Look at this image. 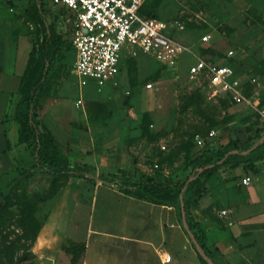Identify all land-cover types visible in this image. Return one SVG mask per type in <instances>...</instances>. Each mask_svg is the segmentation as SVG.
Here are the masks:
<instances>
[{
  "label": "rangeland",
  "instance_id": "rangeland-1",
  "mask_svg": "<svg viewBox=\"0 0 264 264\" xmlns=\"http://www.w3.org/2000/svg\"><path fill=\"white\" fill-rule=\"evenodd\" d=\"M144 11L167 23L169 37L189 50L175 69L164 70L152 57L137 52L124 58L115 85L98 87L94 80H88L86 86L79 87L75 57L70 51L48 82L38 108L40 114L53 112L62 120L78 113L77 122L72 124L79 131L75 143L80 140L86 144L83 153L87 156H93L95 150L101 155L100 163L85 174L131 197L143 194L137 185L149 180L170 186L171 194L183 183L193 181L203 171L189 166L203 152L197 146V136L206 138L211 130L216 131L209 146L217 150L231 141L243 148L257 130L264 134V0H148ZM55 14L58 12L50 0L45 4L41 0H0V47L11 44L8 47L14 50L16 68L25 70L34 48V61H38L45 33L68 35L69 20L52 25ZM205 35L210 37L208 44L201 43ZM209 45L215 55L204 59L200 48ZM195 56L217 64L231 59L242 65L247 74L242 77L247 101L237 104L227 96L214 95L204 76H191L189 68ZM10 67L8 62V71ZM233 71L234 76L242 74L241 69ZM148 83L153 84L152 89H146ZM80 97L84 108L75 107ZM86 123L101 126L91 135L92 140ZM23 159V165L0 173V264H74L72 259L85 247L90 211L82 205L71 208L63 230L65 254L39 258L42 254L33 247L35 239L69 178L56 180L32 172L27 169L32 158L25 155ZM228 169L222 167L210 179L202 180L200 192L189 199L201 214L214 211L219 219L216 224L222 227L231 214L228 195L240 191ZM241 174L250 177L252 183L255 177H264V165L260 162L252 169H242ZM125 183L130 188L123 186ZM251 183L239 194H263L262 188L257 190ZM263 184L264 180L260 187ZM89 187L75 183L71 198L85 194L83 204L88 207L93 194ZM148 199L156 202L162 197ZM231 203L235 204L233 200ZM183 206L182 198L180 208ZM99 213L97 210V220ZM175 214L180 223L186 218L185 224L196 238L193 221H187L177 207ZM253 238L243 237L239 248L224 255L220 264H264V245L254 246Z\"/></svg>",
  "mask_w": 264,
  "mask_h": 264
},
{
  "label": "crops",
  "instance_id": "crops-1",
  "mask_svg": "<svg viewBox=\"0 0 264 264\" xmlns=\"http://www.w3.org/2000/svg\"><path fill=\"white\" fill-rule=\"evenodd\" d=\"M8 45L11 44L0 47V173L23 165L25 155L31 157L26 145L19 144V125L12 118L19 101L20 81L25 70L15 67L14 50ZM8 62L11 65L9 71ZM83 102L82 108L85 107V101ZM39 115L40 121L54 139L68 152L72 164L91 168L100 163L101 155L97 154L96 150L93 156H87L83 153L86 144L80 140L79 143H75L78 141L79 131L77 132L72 124L77 122L75 119L78 113H70L68 120H65L66 118L62 120L53 112H41V114L39 112ZM86 124L89 125L87 133L90 137L101 127L95 123ZM34 164V159H30L27 169L37 172L33 169ZM241 170L242 168L228 169L232 177L237 179L233 181V185H236L240 191H237L238 194L228 195L235 204L231 203L232 200L227 202L231 214L227 220H224L223 227L217 226L218 218L214 211H205V214H201L194 210V207L191 208L193 221L197 225L196 230H201L205 234L204 244L213 254L214 259L210 260L211 264H220L219 261L224 255L231 254L236 247L239 248L238 244L242 242L243 237H254L253 239L256 240L254 246L264 245V184L261 187L259 185L264 177L257 176L251 183L257 190L262 188L263 194L256 197L249 193L239 194L243 189L246 191V188L251 187V185H242L241 181L245 177H242ZM92 179L96 180V183L77 178L67 180L66 186L35 239L33 247L39 251L38 255L42 254L39 258H57L65 254L63 230L67 212L82 205L85 209H89L90 213H88L85 247L77 264H201L197 248L200 246L186 225V218L181 223L177 221L175 207L167 203L124 195L114 186L102 185L97 178ZM75 183L78 187L88 184L93 190L88 207L83 204L87 198L85 194L71 198V188ZM97 210L100 211L98 220ZM206 212L210 216H206ZM181 213H185L184 206L181 208ZM227 237L230 239L228 240ZM164 255L171 257L169 263L162 262Z\"/></svg>",
  "mask_w": 264,
  "mask_h": 264
},
{
  "label": "built area",
  "instance_id": "built-area-1",
  "mask_svg": "<svg viewBox=\"0 0 264 264\" xmlns=\"http://www.w3.org/2000/svg\"><path fill=\"white\" fill-rule=\"evenodd\" d=\"M147 1L50 0L52 8L57 12L63 11L69 20L68 35L65 37L74 51V73L79 79V87L86 86L88 80H94L98 87L108 83L115 85L124 58L137 52L152 57L164 69H175L181 56L189 53L186 47L169 37L167 23L141 15L140 11ZM209 42V36L201 38L202 44ZM233 72L229 65L205 61L198 56L194 57V64L189 68L191 76L205 77L214 95L228 96L240 104L247 101L244 85ZM152 87V83L146 85L148 90ZM75 106L83 107V99L79 98ZM216 136L214 130L208 134L210 139ZM196 142L199 149L205 145V140L200 136L196 137ZM241 183L248 186L251 178L245 177ZM164 256L162 262L169 263L171 257Z\"/></svg>",
  "mask_w": 264,
  "mask_h": 264
},
{
  "label": "trees",
  "instance_id": "trees-1",
  "mask_svg": "<svg viewBox=\"0 0 264 264\" xmlns=\"http://www.w3.org/2000/svg\"><path fill=\"white\" fill-rule=\"evenodd\" d=\"M41 1L45 4V0ZM144 6L140 11L141 15L154 17L144 11ZM64 18H66L64 12L59 11L53 19L52 25L62 21ZM46 34L47 33H45L39 50L40 54L38 61H34V53L36 51L34 48L28 59L24 75L20 81L19 101L12 116L13 120L19 125V144L26 145L31 157L34 159L35 164L33 169L47 174L56 180L62 178H78L91 183H96V180L90 178L88 174H85L84 172L90 168L88 166L72 164L69 160L68 152L61 147L51 135L47 127L39 120L38 108L48 82L62 67L69 52L72 51L74 54L72 45L66 39L64 34H56L54 31L51 32V34ZM200 49V54L201 56L203 55L202 57L204 59L205 56L215 55L213 50H211V46H201ZM224 64L231 66L233 70H235V68L241 69L242 74L235 76V78L242 79L243 76L247 75L245 74L246 72H244L242 65L232 63L231 59ZM263 136V131L257 130L254 138L249 137L247 140V146L241 148L236 142L231 141L227 146L221 147L217 150L212 148L211 144L209 146V143L214 139H210L208 136L206 138L200 136L205 140V145L201 148L203 152L192 160L189 166L195 171H203L193 181L185 182L180 186L177 185V192L171 194L170 192L172 188L170 186L164 187L155 184L153 180H149L145 184L137 185L138 190L143 193L139 194L137 198L149 200L148 196L162 197V199L156 202L171 204L173 207H177L178 210H181L180 205L183 198L185 205L184 212L187 216V221H193L191 214L193 203L190 202L189 199L192 197V194L195 196L200 192V184L202 180L210 179L222 167H228L230 170L238 168L244 170L245 168L252 169L254 165H257L260 162L264 165ZM112 178L123 180V177L117 178L116 176H112ZM123 186L130 188L126 183ZM184 188L186 189L182 192ZM181 196L182 198H180ZM194 224L195 226L193 225L192 230L197 231V237L195 240L205 256L209 260H213V254L208 251L204 244L205 234L201 230H196L197 225L196 223ZM81 255L74 256L72 263L77 264ZM198 258L201 264H208L200 254L198 255Z\"/></svg>",
  "mask_w": 264,
  "mask_h": 264
},
{
  "label": "water",
  "instance_id": "water-1",
  "mask_svg": "<svg viewBox=\"0 0 264 264\" xmlns=\"http://www.w3.org/2000/svg\"><path fill=\"white\" fill-rule=\"evenodd\" d=\"M199 254L203 257V259L208 263L211 264V261L205 256V254L200 250V248L197 246Z\"/></svg>",
  "mask_w": 264,
  "mask_h": 264
}]
</instances>
